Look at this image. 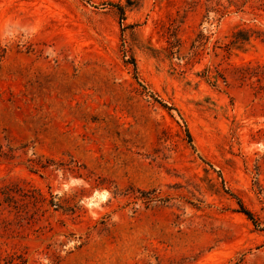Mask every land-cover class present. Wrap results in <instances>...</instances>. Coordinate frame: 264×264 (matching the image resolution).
<instances>
[{
    "label": "rangeland",
    "instance_id": "obj_1",
    "mask_svg": "<svg viewBox=\"0 0 264 264\" xmlns=\"http://www.w3.org/2000/svg\"><path fill=\"white\" fill-rule=\"evenodd\" d=\"M0 264H264V0H0Z\"/></svg>",
    "mask_w": 264,
    "mask_h": 264
},
{
    "label": "trees",
    "instance_id": "obj_2",
    "mask_svg": "<svg viewBox=\"0 0 264 264\" xmlns=\"http://www.w3.org/2000/svg\"><path fill=\"white\" fill-rule=\"evenodd\" d=\"M239 208H240V213H242L244 216H246L248 219H252L251 214L243 208L241 203H238Z\"/></svg>",
    "mask_w": 264,
    "mask_h": 264
}]
</instances>
